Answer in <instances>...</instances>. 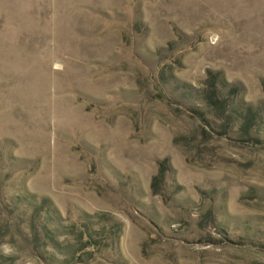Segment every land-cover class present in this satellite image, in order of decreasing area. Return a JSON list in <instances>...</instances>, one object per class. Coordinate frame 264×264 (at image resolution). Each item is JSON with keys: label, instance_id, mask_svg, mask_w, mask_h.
Masks as SVG:
<instances>
[{"label": "rangeland", "instance_id": "rangeland-1", "mask_svg": "<svg viewBox=\"0 0 264 264\" xmlns=\"http://www.w3.org/2000/svg\"><path fill=\"white\" fill-rule=\"evenodd\" d=\"M0 264H264V0H0Z\"/></svg>", "mask_w": 264, "mask_h": 264}, {"label": "trees", "instance_id": "trees-1", "mask_svg": "<svg viewBox=\"0 0 264 264\" xmlns=\"http://www.w3.org/2000/svg\"><path fill=\"white\" fill-rule=\"evenodd\" d=\"M213 77L215 78L214 73H213ZM180 85H182V86H184L185 88L190 89V90H191V88H192V87H191L188 83H186V82H181ZM162 173H163V166H160V170H159L158 174L161 175Z\"/></svg>", "mask_w": 264, "mask_h": 264}]
</instances>
